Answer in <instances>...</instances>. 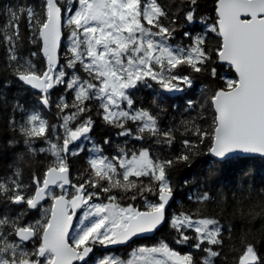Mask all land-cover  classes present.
Here are the masks:
<instances>
[{
  "label": "snow or ice",
  "instance_id": "6c2138e0",
  "mask_svg": "<svg viewBox=\"0 0 264 264\" xmlns=\"http://www.w3.org/2000/svg\"><path fill=\"white\" fill-rule=\"evenodd\" d=\"M38 7L17 3L4 10V68L41 91L39 105L49 111L54 105L58 123H50L36 108L29 112L19 102L13 104L21 119L11 118L9 127L21 139L9 145L22 143L23 149L9 173L0 176V264H89L96 245H126L165 224L176 233V244H188L201 255H182L161 241L138 247L131 259L105 256L96 264H229L226 247L234 254L233 264H264L259 247L264 226L252 227L257 218L264 220V189L234 198L232 215L242 221L238 237L234 225H225L201 207L195 213H168L176 190L170 171L190 166L200 155V145L221 161L237 152L264 156V0H214V17L201 14L200 0H40ZM65 23L70 46L61 66L57 50ZM197 23L206 29L203 34H193ZM178 36L187 43L174 45ZM26 38L37 46L28 57L20 51ZM40 53L46 59L42 71L32 59ZM222 71L233 72L234 78ZM194 74L223 82L210 92L213 118L207 128L195 119L182 120L179 127L162 126L167 109L155 98L148 108L138 106L134 93L140 86L152 88L149 81H154L165 92L180 93L194 86ZM56 86H62L65 95L54 101L50 90ZM93 103L103 125L124 138L114 155H105L103 147L91 141ZM194 107L188 100L185 110ZM180 128V151L164 155L163 149L176 143ZM129 140L149 143L129 147ZM37 141L45 146H37ZM111 143L106 136L103 144ZM153 145L158 146L155 151ZM85 151L90 153L88 167L73 183L71 160ZM40 155L48 163L42 173L33 171L28 183L25 166L31 168ZM142 177L148 178L147 184ZM65 185L74 189L70 198ZM53 187L61 193H54ZM115 193L143 198L146 210L121 206ZM145 193L155 200L149 201ZM101 194H107L108 203L89 204ZM46 197L51 204L42 208ZM196 200L206 205L213 197L205 191ZM82 206L87 211L81 227L70 236L73 216ZM32 211L40 218L29 219Z\"/></svg>",
  "mask_w": 264,
  "mask_h": 264
},
{
  "label": "trees",
  "instance_id": "16d2710c",
  "mask_svg": "<svg viewBox=\"0 0 264 264\" xmlns=\"http://www.w3.org/2000/svg\"><path fill=\"white\" fill-rule=\"evenodd\" d=\"M17 3H29L34 7H37L39 11L40 0H0V26H3L6 20V14L4 10ZM201 8L200 12L205 17H214V0H200ZM67 29L63 28L64 36L67 34ZM193 34H203L206 29L200 23H197L192 27ZM21 32L27 37L26 29L21 26ZM213 42H215V37L212 35L210 37ZM175 43H187V40H181L177 37ZM37 46L29 43L27 38L25 39L23 47L20 49L21 53L28 57L30 51H36ZM61 52L64 55L60 58V62L67 58V53L62 47ZM6 52L4 46L0 44V176L9 173V165L12 164L16 154L23 149V144H18L15 147L9 145V141L12 139H21L19 133H13L9 127V121L11 118H15L17 121L21 119V113L19 111H13V104L19 102L24 106L26 111H31L36 108L41 112V114L49 120L50 123H58L56 119V109L53 105L51 111L43 108L38 103V97L41 93H36L24 87L21 81H19L15 76L11 74V71L5 70L4 59ZM33 62L36 64L37 69L42 71L46 68L45 59L39 54L37 57L32 58ZM226 67V66H225ZM221 75H227L230 78H234L232 72H221ZM197 77L194 80V86L191 89H186L184 92L180 93H168L159 88L154 81H149L152 83V88H147L140 86L135 91V96L138 101V106L142 104L144 107L148 108L152 105L153 98L161 104L162 107L166 108L167 111L161 117L162 126H180V122L185 119H195L198 124L202 127L207 128L212 123L213 110L209 106V96L212 89L223 86V82L220 80L209 81L207 78L199 77V74H194ZM204 86H207V91H205ZM51 91V98L55 101L59 96L65 95L62 86H56ZM72 98L71 94H67V99L70 101ZM192 100L195 102L196 107L192 109L185 110L186 102ZM96 105L93 103L92 115L96 119V125L90 133L91 141L95 142L97 145L103 147L105 155H114L115 146L117 144H123L124 138L117 137L115 135V129L106 127L103 125L102 121L96 117ZM203 117V119H201ZM183 128H180L177 132V141L172 146V148H164V155H175L181 149V134L183 133ZM106 136L111 137V144H103V140ZM187 138L196 139V137L187 134ZM90 144L91 142L88 141ZM143 143L145 146L148 145V141L137 142L134 140L128 141V146L132 147L135 145L139 147ZM207 143V141H206ZM37 146L43 147L40 141L36 142ZM158 146L153 145L154 151ZM89 152L85 151L79 156L72 158L71 160V177L70 179L73 183L77 182V173L83 172L87 167V157ZM48 163L45 156L40 155L36 158L31 168L25 166L24 177L26 182H31V174L33 171L42 173L44 167ZM209 169H214L210 173ZM171 179L175 185V193L172 202L168 208V213L171 215L173 213L180 212H190L195 213L198 207L203 208L206 214L217 215L221 222L227 225L231 223L234 225V235L239 236L242 221L239 216H233V202L234 198L238 196L241 192H250L255 190L258 192L260 189H264V159L261 158H234L225 160L223 162H217L213 160L205 145H200V155L193 159L191 165H178L176 168L170 171ZM135 179V178H132ZM143 183H148L147 177L140 178ZM186 182V183H185ZM93 191V189H89ZM209 192L213 197L212 202L206 205H199L197 203L196 197L202 192ZM118 196L117 203L122 206H127L128 204H133L139 210H146V204L143 198L137 197L136 200H131L125 197L123 193H115ZM149 201H154L155 197L145 193ZM102 199L107 198V194H101ZM192 197V199H189ZM50 200L45 199L44 203L49 204ZM223 202V203H222ZM226 204V210H222ZM29 219L40 218V213L37 211H32L29 213ZM264 226V220L257 218L253 223V230L260 229ZM189 235H194V233L189 232ZM176 233L168 227L167 224L163 225L155 234L154 237L149 239H144L139 241L137 245L146 244L153 245L161 241H166L169 243L175 251L180 254H185L192 252L195 256L199 257L201 253L194 248H191L188 244H176L174 242V237ZM237 247L239 244L237 243ZM261 253H264V244L260 246ZM225 253L228 254L229 264H233V253L228 252V248L224 249ZM127 252L121 253L124 257ZM217 264H220V260H217Z\"/></svg>",
  "mask_w": 264,
  "mask_h": 264
},
{
  "label": "rangeland",
  "instance_id": "374dc122",
  "mask_svg": "<svg viewBox=\"0 0 264 264\" xmlns=\"http://www.w3.org/2000/svg\"><path fill=\"white\" fill-rule=\"evenodd\" d=\"M61 2L63 3L64 0H61ZM63 28L67 29L66 30L67 34L64 36L63 47H64L65 51L67 52L65 54L68 56L69 55L68 48L70 46V40H69V29H68L66 23H65V26ZM63 55H64V52H61L60 53V58ZM65 61H66V59H63V61L60 62V65L62 66ZM78 143H83V144L87 145L88 148H91L92 147V143L89 144L88 141H81V142H78ZM89 155H90V153H89ZM53 191L56 194H60L61 193V189L60 188H57V187L56 188H53ZM65 191L69 194V198H70L71 194L74 192V189L72 187H69V188H65ZM45 199H47V197ZM44 201L42 202V208H48L49 205L51 204V200H50L49 204L48 203H44ZM93 203H108V200H107L106 197H105V199H102L101 197H99V198L94 197L93 200L89 201V204H93ZM85 211H87V208L86 207H83L82 206L81 208H79L77 217L75 219V225H74V227L72 229V232H71L70 236L71 235H74L75 232H76V230L81 227V225H80V219L83 217V214H84ZM157 244L158 243L153 244V245H157ZM153 245L140 244V245L133 246L130 250H128V252L126 253V255H124V257H122L121 255L112 253L110 250H105V249L104 250H100V252L98 254H95L91 259H89V264H96V261H98L100 258L105 257V256H114V257L122 258V259H125V260L131 259L132 258L131 257L132 252L135 249H137L138 247H142V246L151 247ZM97 246L99 248H103V247L105 248V246H100V245H97Z\"/></svg>",
  "mask_w": 264,
  "mask_h": 264
},
{
  "label": "water",
  "instance_id": "95a60500",
  "mask_svg": "<svg viewBox=\"0 0 264 264\" xmlns=\"http://www.w3.org/2000/svg\"><path fill=\"white\" fill-rule=\"evenodd\" d=\"M62 31H63V30H62ZM63 41H64V35L62 34L61 41H60V46H59V48H58V50H57L59 59H60V53H61V49H62V45H63ZM40 54H41V56L43 57L42 53H40ZM43 58H44V57H43ZM44 59H45V58H44ZM45 61H46V59H45ZM232 73H233V72H232ZM233 74H234V73H233ZM22 84L24 85L25 88H27V89H29V90H32V91H34V92H36V93H41V91H40L39 89L32 88L30 85H26V84H24L23 82H22ZM209 156H210L213 160H215V161H217V162H223V161H225V160L234 159V158H261V159H264V156H262V155H260V154H246V153H242V152H237V153L230 154V155H229L225 160H223V161H221V160H219L218 158L212 156L211 154H209ZM65 187L68 188V187H70V186L65 185ZM53 188H55V187H53ZM42 202H43V201H42ZM42 202H41V203H42ZM171 202H172V201H170V203H171ZM169 206H170V205H169ZM168 208H169V207H168ZM77 210H78V209H76V213H75V215L73 216V222H72V223H73V226H74L75 218H76V215H77ZM72 229H73V227L69 230V235H70ZM156 232H157V231H156ZM156 232H154V233H148V234H144V235L138 236V237L134 238V241H133V242H130L129 244H126V245H109V246H106L105 249L126 248V247H128L129 245H131L132 243H134V242H136V241H141V240H144V239H149V238L154 237L155 234H156ZM92 254H93V253H92ZM92 254H90V256H91Z\"/></svg>",
  "mask_w": 264,
  "mask_h": 264
},
{
  "label": "flooded vegetation",
  "instance_id": "af4514ba",
  "mask_svg": "<svg viewBox=\"0 0 264 264\" xmlns=\"http://www.w3.org/2000/svg\"><path fill=\"white\" fill-rule=\"evenodd\" d=\"M138 242L136 243H133L132 245L126 247V248H123V249H114V250H110L112 253H115V254H118V255H121V253L123 252H128V250H130L133 246H136ZM100 250H102L101 248H99L97 245L95 246L94 248V253L92 256H94L95 254H98L100 252ZM91 256V258H92Z\"/></svg>",
  "mask_w": 264,
  "mask_h": 264
}]
</instances>
